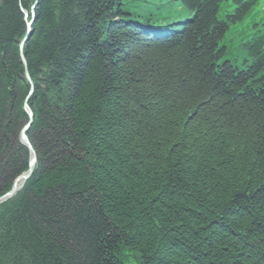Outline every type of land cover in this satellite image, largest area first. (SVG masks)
<instances>
[{"label": "trees", "instance_id": "obj_1", "mask_svg": "<svg viewBox=\"0 0 264 264\" xmlns=\"http://www.w3.org/2000/svg\"><path fill=\"white\" fill-rule=\"evenodd\" d=\"M232 1L167 25L144 0H0V195L25 103L38 156L0 202V264H264V29L232 53L253 2Z\"/></svg>", "mask_w": 264, "mask_h": 264}, {"label": "water", "instance_id": "obj_2", "mask_svg": "<svg viewBox=\"0 0 264 264\" xmlns=\"http://www.w3.org/2000/svg\"><path fill=\"white\" fill-rule=\"evenodd\" d=\"M31 22H32V20L31 21H27V26H28V28H27V33H26V35H25V37H24V40H26L27 39V37L29 36V33H30V31H31ZM21 59H22V62L25 64V59H24V57H23V55H21ZM25 75H26V78L30 81V76H29V74H28V72L25 70ZM32 90V85H31V88H30V91ZM24 109H25V111L28 113V115H29V120L27 121V123L24 125V127L20 130V135H19V138H20V142L23 144V145H25L26 147H27V149H28V151L31 153L32 151H33V149H32V146H31V144H30V141H29V139H28V137H27V135H26V130L28 129V127L30 126V124H31V122H32V111H31V109H30V107L28 106V104L27 103H25L24 104ZM34 162H35V158H34V156L32 155V153H31V156H30V158H29V160H28V169H27V171H25L24 173H22V174H20L16 179H15V181H14V184H13V186H12V188L9 190V191H7V192H5L3 195H1L0 196V202L2 201V200H4V199H6V198H8L15 190H16V183H17V181H24L30 174H31V171H32V168H33V165H34Z\"/></svg>", "mask_w": 264, "mask_h": 264}, {"label": "rangeland", "instance_id": "obj_3", "mask_svg": "<svg viewBox=\"0 0 264 264\" xmlns=\"http://www.w3.org/2000/svg\"><path fill=\"white\" fill-rule=\"evenodd\" d=\"M151 1H153L154 4H159V7L161 9L164 8V9H170L172 11L179 12V13L182 12L181 17L187 15V12L185 10L181 11V8L179 7L177 0H151ZM139 4L145 5V4H143V2H140ZM223 7H225V5ZM231 7H232V5L230 4L229 8H231ZM236 41H237V38L235 36H232V35H230L227 39V42H228V44L232 50H235V48H236ZM125 256H126V258H125L126 264H132V263L138 264V261L136 259L135 254L130 253V252H126Z\"/></svg>", "mask_w": 264, "mask_h": 264}, {"label": "bare ground", "instance_id": "obj_4", "mask_svg": "<svg viewBox=\"0 0 264 264\" xmlns=\"http://www.w3.org/2000/svg\"><path fill=\"white\" fill-rule=\"evenodd\" d=\"M30 144H31V143H30ZM31 146H32V145H31ZM32 149H33V151H32L31 153H32V155H33L34 158H35V162H34V165H35V163H36V161H37V159H38V156H37V153H36V151L34 150L33 146H32ZM31 153L29 152L28 160H29V158H30V156H31ZM34 165H33V168H34ZM33 168H32V171H33ZM27 169H28V161H27ZM26 171H27V170H26ZM32 171H31V172H32ZM24 172H25V171H24ZM24 172H22V173H24ZM22 173H21V174H22ZM19 175H20V174H19ZM19 175H18V176H19ZM18 176H17V177H18ZM29 176H30V175H29ZM29 176H28V177H29ZM17 177H16V178H17ZM28 177H27V178H28ZM16 178H15V179H16ZM27 178H26V179H27ZM15 179H14V181H15ZM26 179H25V180H26ZM25 180H24V181H25ZM14 181H13V183H12V186H13V184H14ZM24 181H17V183H16V187H17L16 190H15V191H14V192H13L8 198H11V197H13L14 195H16V193H17V192L21 189V187L23 186ZM12 186H11V188H12ZM11 188H10V189H11ZM10 189H9V190H10ZM9 190H8V191H9ZM0 196H1V195H0ZM6 199H7V198H6ZM6 199H4V200H6ZM4 200H2V201H4ZM2 201H1V202H2Z\"/></svg>", "mask_w": 264, "mask_h": 264}]
</instances>
